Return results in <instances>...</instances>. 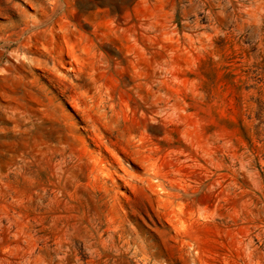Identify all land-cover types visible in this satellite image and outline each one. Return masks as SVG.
Returning a JSON list of instances; mask_svg holds the SVG:
<instances>
[{
	"label": "rangeland",
	"instance_id": "1",
	"mask_svg": "<svg viewBox=\"0 0 264 264\" xmlns=\"http://www.w3.org/2000/svg\"><path fill=\"white\" fill-rule=\"evenodd\" d=\"M0 264H264V0H0Z\"/></svg>",
	"mask_w": 264,
	"mask_h": 264
}]
</instances>
